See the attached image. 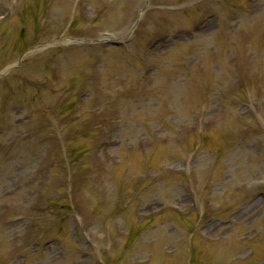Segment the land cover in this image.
<instances>
[{
    "label": "rangeland",
    "instance_id": "rangeland-1",
    "mask_svg": "<svg viewBox=\"0 0 264 264\" xmlns=\"http://www.w3.org/2000/svg\"><path fill=\"white\" fill-rule=\"evenodd\" d=\"M0 264H264V0H0Z\"/></svg>",
    "mask_w": 264,
    "mask_h": 264
}]
</instances>
